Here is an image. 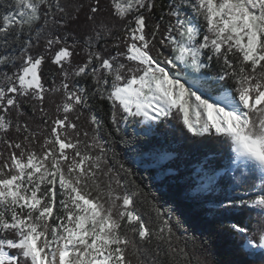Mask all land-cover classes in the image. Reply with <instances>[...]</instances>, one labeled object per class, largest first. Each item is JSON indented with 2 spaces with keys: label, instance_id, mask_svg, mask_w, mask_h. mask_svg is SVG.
Returning a JSON list of instances; mask_svg holds the SVG:
<instances>
[{
  "label": "snow or ice",
  "instance_id": "6c2138e0",
  "mask_svg": "<svg viewBox=\"0 0 264 264\" xmlns=\"http://www.w3.org/2000/svg\"><path fill=\"white\" fill-rule=\"evenodd\" d=\"M184 204L264 264V0H0V264H218Z\"/></svg>",
  "mask_w": 264,
  "mask_h": 264
},
{
  "label": "trees",
  "instance_id": "16d2710c",
  "mask_svg": "<svg viewBox=\"0 0 264 264\" xmlns=\"http://www.w3.org/2000/svg\"><path fill=\"white\" fill-rule=\"evenodd\" d=\"M95 111L98 116L107 121L108 108L106 103H99ZM110 126L106 125V131ZM142 129L138 125H129L126 128L127 134L131 137L133 133H139L140 140H143ZM114 140L119 138L113 133ZM154 140L159 141L173 149H175L181 156V160L189 159L194 160L203 157L205 154H217L216 158L218 161L227 163L225 158V149L216 141L208 139L205 141L189 140L185 142L184 138L178 131L174 132L171 128H166L164 125H160L156 129V135L153 137ZM118 150H123L122 145H117ZM183 170V168H182ZM135 176L138 182L142 184L145 191L154 194L155 198L160 202L164 203L165 200L179 202L182 197V192L179 188H169L167 185L164 187L160 186L159 181H154L149 171L144 170L138 166H134ZM243 195V192L237 193ZM171 206L166 204L165 207ZM183 216L185 219V226L189 228V234L196 230V235L205 241L208 249V258L215 260L218 264H225V262L237 259L238 253L237 248L242 241L233 240L232 234L228 231V226L233 222L231 218H223L222 222H216L211 231H204L203 235L199 231L200 226L204 221L210 220L211 217H206L203 210L198 209L194 205L184 204L182 207ZM255 220V216L252 217ZM251 259V257H249ZM259 264V261H257Z\"/></svg>",
  "mask_w": 264,
  "mask_h": 264
}]
</instances>
